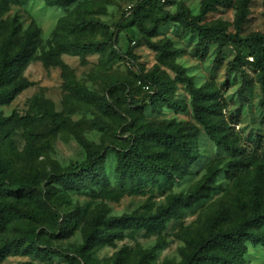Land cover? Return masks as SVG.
Masks as SVG:
<instances>
[{
    "label": "rangeland",
    "instance_id": "1",
    "mask_svg": "<svg viewBox=\"0 0 264 264\" xmlns=\"http://www.w3.org/2000/svg\"><path fill=\"white\" fill-rule=\"evenodd\" d=\"M141 1L72 0L50 5L47 0H31L0 14V59L10 34L11 50L17 51L27 33H35L33 51L22 70L30 85L0 104V119L32 118L35 139L33 155L25 150L24 128L0 141L9 180L35 182L33 191L0 193V202H14L30 214L10 218L0 231V249L5 251L0 264H80L76 251L97 216L107 231L120 235L91 250L93 264H185L207 234V223L232 228L239 223L242 208L249 211L255 187L261 186L264 197V177L260 182L255 177L258 156L251 151V141L264 136L263 92L255 82L242 95L243 74L234 64L238 55L249 58V51L229 42L219 56L216 41L202 56L197 32L178 22L159 21L164 13L175 14L181 7L198 16L207 0ZM140 2L139 13H130ZM202 23L220 25L242 38L264 33V0H220ZM119 25L114 48L132 53L135 64L113 53L112 35ZM244 67L255 75L247 63ZM150 72L167 83L169 95L183 107L165 104L134 110L137 126L181 130L192 154L170 176L160 174L123 186L115 148L128 142L131 131L113 105L125 109L127 96L147 98L139 76ZM184 78L212 92L219 119L232 129L235 144L250 153L249 172L227 176L232 156L215 144L195 116ZM106 102L112 105L108 108ZM89 149H105L104 179L79 189L48 180L52 167L76 166ZM196 190H202L203 197L190 204L179 202L177 213L165 215L163 225L143 222L120 228L108 223L114 217L155 216L174 197L187 198ZM32 231L38 232V245L28 239ZM245 260L264 264V246L248 242Z\"/></svg>",
    "mask_w": 264,
    "mask_h": 264
},
{
    "label": "trees",
    "instance_id": "2",
    "mask_svg": "<svg viewBox=\"0 0 264 264\" xmlns=\"http://www.w3.org/2000/svg\"><path fill=\"white\" fill-rule=\"evenodd\" d=\"M31 0H0V14L8 10L13 4H26ZM72 0H47L48 4L67 5ZM146 2L147 0H142ZM141 1V2H142ZM220 0H207L204 3L202 12L198 16H192L189 11L179 8L177 13H164L159 21L178 22L185 30H191L198 33L201 47V55L205 56L208 46L216 41L219 42L218 55H223V49L229 42H234L238 46L249 51L250 57L246 60L238 55L235 60V66L243 74V85L241 93L244 95L246 90L255 82H259L262 88V98L260 105L264 110V33L255 32L249 37L242 38L237 34H229L227 30L220 25L209 26L203 24L207 13L215 8V4ZM141 2L130 13H139L138 8ZM122 25H119L117 31L113 33L111 45L113 53L119 57L136 63V57L132 53H123L117 47L119 41L118 32ZM34 32L26 35L25 42L17 51L11 50L13 35L6 38L1 47L0 59V104L8 102L11 98L27 88L30 85L22 70L33 51ZM250 59V60H249ZM252 68V75L247 71L245 64ZM188 83L192 95L195 116L205 127L206 132L220 148L224 149L232 156L229 169L226 174L229 178H237L249 172L251 164L246 155L250 153L240 149L235 144V136L232 129L227 126L222 119H219L216 105L212 102V92L204 91V88H196L188 78L181 79ZM139 82L143 88L148 85L147 98L142 101L134 97L127 96L128 107L120 109L113 105L116 111H121V116L126 120L127 130L130 129L131 137L125 145L116 147L118 154L117 173L123 186L128 183L133 184L136 180L157 179L158 175L170 176L186 158L191 157L192 147L187 143L181 130L173 131L163 127H152L150 125L137 126V120L134 116V110L145 108L149 105H169L175 108L183 107L182 104L169 95V87L166 82L156 72H150L139 76ZM112 104L106 102L105 106L109 108ZM33 121L29 116H13L0 119V141L9 138L17 130L24 128L26 132L27 145L26 152L33 155L35 152L34 135L30 131ZM136 127V128H134ZM88 148V147H87ZM251 151L258 156L255 167V177L259 181L264 177V136L257 135L251 141ZM106 151L89 149L86 159L76 166L61 168L52 167L47 174L49 181H57L67 188L79 189L81 186H88L92 183H98L104 179L103 172L104 159ZM177 157V161L174 158ZM174 160V161H173ZM6 163L0 157V193H14L19 191H33L35 182L33 180L11 181L6 174ZM260 182V181H259ZM203 197L202 190H196L187 198L174 197L169 206L161 207L155 216L138 217L128 215L124 217L111 218L108 223L111 227L126 228L130 225L139 226L143 222L155 225L164 224L165 215L171 216L177 213L179 202L190 204L197 202ZM30 216V214L14 202H0V231L12 217ZM150 225V226H151ZM264 197L261 186L258 185L253 190L249 211L246 206L242 208L239 223L229 229L213 228L208 223L205 225L207 234L196 244L185 264H247L245 255L247 252V243L252 245L264 246ZM61 229V228H60ZM119 232L107 231L102 226V217L97 216L93 219L89 231L84 236L83 245L76 251V257L80 259V264H93L89 258V253L96 246H102L112 242L113 238L119 236ZM28 239L34 245H38V232L32 231ZM5 251L0 249V257Z\"/></svg>",
    "mask_w": 264,
    "mask_h": 264
},
{
    "label": "built area",
    "instance_id": "3",
    "mask_svg": "<svg viewBox=\"0 0 264 264\" xmlns=\"http://www.w3.org/2000/svg\"><path fill=\"white\" fill-rule=\"evenodd\" d=\"M145 89H147V90H148V89H149V86H148V85H146V86H145Z\"/></svg>",
    "mask_w": 264,
    "mask_h": 264
}]
</instances>
